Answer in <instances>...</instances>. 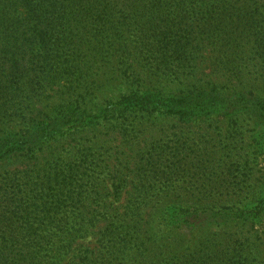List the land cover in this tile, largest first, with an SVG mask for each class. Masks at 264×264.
<instances>
[{
	"label": "trees",
	"instance_id": "trees-1",
	"mask_svg": "<svg viewBox=\"0 0 264 264\" xmlns=\"http://www.w3.org/2000/svg\"><path fill=\"white\" fill-rule=\"evenodd\" d=\"M263 146L264 0H0V264H264Z\"/></svg>",
	"mask_w": 264,
	"mask_h": 264
},
{
	"label": "rangeland",
	"instance_id": "rangeland-1",
	"mask_svg": "<svg viewBox=\"0 0 264 264\" xmlns=\"http://www.w3.org/2000/svg\"><path fill=\"white\" fill-rule=\"evenodd\" d=\"M188 85V84H186ZM183 83H166L163 85L162 89L165 90V92L171 93L180 91L182 89H187L188 86H186ZM131 89L127 86H125L123 83L121 84L119 81L112 80V82L108 83L105 86V89H103L100 93V102H108L110 99L115 101L118 100L121 96L129 93ZM161 121H169L168 119H160ZM169 123H173V121H169ZM247 136L250 138V141L254 142V135H255V126L253 122L247 121L243 125ZM20 126L17 127L18 130H20ZM255 144V143H253ZM255 163H256V171L258 172L257 177L259 178V181H262V185L264 184V146L260 151H257V154H255ZM262 254H263V261H264V239L262 244Z\"/></svg>",
	"mask_w": 264,
	"mask_h": 264
}]
</instances>
